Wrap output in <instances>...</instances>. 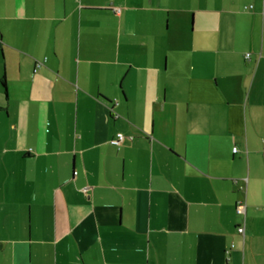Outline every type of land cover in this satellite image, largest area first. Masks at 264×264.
Masks as SVG:
<instances>
[{"label":"crops","instance_id":"0c3cea01","mask_svg":"<svg viewBox=\"0 0 264 264\" xmlns=\"http://www.w3.org/2000/svg\"><path fill=\"white\" fill-rule=\"evenodd\" d=\"M0 264H264V0H0Z\"/></svg>","mask_w":264,"mask_h":264},{"label":"built area","instance_id":"2783aa9c","mask_svg":"<svg viewBox=\"0 0 264 264\" xmlns=\"http://www.w3.org/2000/svg\"><path fill=\"white\" fill-rule=\"evenodd\" d=\"M115 12H117V11H115ZM245 58H248V55H246ZM39 67H40V63H36L35 64V68L37 69ZM124 138L125 137L123 136V134L122 135L121 134H117L114 139H112V140L109 141V143L111 145H113V146H118L124 140ZM128 139H131V138H128ZM235 151H236V148H233L231 152L232 153H235ZM236 212L237 213H242V214L244 213V207L242 206L241 203H240V205L238 204L236 206ZM242 231H243V228L242 227H239V229L237 228V231L236 232L242 234Z\"/></svg>","mask_w":264,"mask_h":264}]
</instances>
